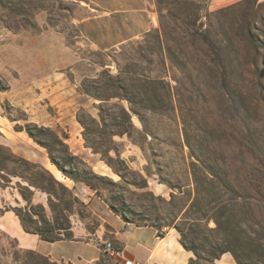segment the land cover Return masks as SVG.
Returning a JSON list of instances; mask_svg holds the SVG:
<instances>
[{
  "label": "rangeland",
  "instance_id": "obj_1",
  "mask_svg": "<svg viewBox=\"0 0 264 264\" xmlns=\"http://www.w3.org/2000/svg\"><path fill=\"white\" fill-rule=\"evenodd\" d=\"M83 11L73 0H0V166L26 172L11 149L49 170L64 185H57L64 202L72 200L70 191L81 200L70 214L72 226L90 232L104 230V214L174 227L195 196L196 178L211 188L203 172L212 167L233 185L224 198L238 199L234 220L243 229L236 226L234 235L243 243V264H264V0H159V27L109 50L80 38L74 18ZM249 23L237 36V24ZM162 76L172 86L170 100L153 81ZM123 108L136 127L124 135ZM131 108L150 135L139 132L142 122ZM47 128L75 156L66 169L100 176L92 179L98 192L52 162L42 143H54L61 163L67 154ZM6 179L0 181V264H14L15 238L1 226L18 220L13 207L27 205L20 185L29 186L32 192L23 191L50 217L61 203L20 176ZM209 198L205 190L202 205ZM202 234L215 238L206 227ZM220 259L239 264L230 252Z\"/></svg>",
  "mask_w": 264,
  "mask_h": 264
},
{
  "label": "trees",
  "instance_id": "obj_2",
  "mask_svg": "<svg viewBox=\"0 0 264 264\" xmlns=\"http://www.w3.org/2000/svg\"><path fill=\"white\" fill-rule=\"evenodd\" d=\"M159 2V0H158ZM249 2V0H247ZM231 6L228 9L233 8ZM226 9L220 10L219 12L222 14L226 12ZM246 23V22H245ZM234 27L235 25L232 24ZM236 34H243L245 28L250 27L249 25L237 24ZM244 30V31H243ZM243 31V32H242ZM159 43L165 42L164 39H161V35L158 33ZM239 55V52H238ZM154 82L161 83L162 87L165 91V98L172 99V86L167 79L163 76L159 78L153 79ZM152 81V82H153ZM157 96V95H156ZM113 97V95L111 96ZM104 99H109L104 97ZM149 99V98H148ZM124 113L127 118V123L122 124V129L120 130V134H125L130 129L136 128L132 122V112L123 108ZM132 111L138 115L140 121L142 122V128L139 129V132L145 133L147 136L151 134V130L148 128L147 124H145L144 118L138 110L131 108ZM152 112L163 114L165 116H169L170 113L157 111L155 108H149ZM167 111V110H164ZM129 129V130H128ZM50 132L51 136L54 139V142L58 145L64 147L65 153L67 154V159H65L64 163L59 162L53 156V145L54 143H42L50 154L51 160L57 167L64 172L66 175L71 177L75 181L84 182L86 185L92 187L98 192V188L93 182V178H99L100 176L93 172V170H69L65 168V165L70 164L74 159V155L69 151L67 143L60 136V134L56 131L47 128ZM29 134L33 137H36L35 134L31 130H27ZM129 133V132H128ZM131 137V134H129ZM142 146V145H140ZM2 146H0V150ZM10 157H12V161L22 162V167L25 169V173H17L6 171L5 166L1 164L0 166V181L2 179L7 178V181H11V176H20L24 180H27L30 185L35 188H39L43 191H46L51 196H56L58 201L61 204H57L56 208H53V211L56 212L55 215L49 216V213L45 209L44 205L33 204L32 196H29L28 193L24 192L23 189L30 190L29 186H21V193L24 199L27 202L25 207H13L15 214L20 219L21 225L26 232L38 234L39 237L46 241H57L62 239H74V233L72 230V223L70 220V214L72 213V209L74 203L81 201L77 194L73 191L71 192L72 200L67 202L63 201V198L59 195L57 191V185H64L59 182L55 176L46 168L42 167L36 162H33L25 157H20L15 154L11 149H9ZM1 161V155H0ZM46 173L49 175L46 177ZM205 181L209 184L211 188H201V184L199 180L196 178V191L195 196L189 206L185 210H181L182 216L177 223L172 224L175 229L180 234V242L182 245L189 251H192L197 258H203L206 261H209L213 264H217V260L221 258V256L227 252L232 253L234 258L239 264H243V253L240 252V249L243 245L242 240L239 236H235L234 232L235 227L239 226L242 228V224L235 221V207L236 201H238L237 196H233L232 198H224L223 191L229 189L232 193L234 190L231 188L233 185L229 183L226 178H223L221 174L216 172L212 167L204 166ZM20 183V182H19ZM208 186V187H209ZM25 187V188H24ZM66 189V188H65ZM218 189V191H215ZM68 190V188H67ZM206 190V193L210 195V201L206 206L202 205L201 197ZM235 199V201H234ZM233 200V201H232ZM219 202V204H217ZM209 206V207H207ZM220 206L218 209H216ZM58 209V210H57ZM3 214L1 210L0 215ZM195 215V216H192ZM192 216V217H191ZM213 219L216 223L214 227L209 226V221ZM235 221V222H234ZM234 224V228H233ZM146 225V224H143ZM153 225V224H152ZM170 225V224H169ZM156 226V225H154ZM160 231L162 230L160 227L156 226ZM206 227L209 231L215 233V238L210 239L209 237L202 234V228ZM243 229V228H242ZM163 232H159V235H162ZM1 236V234H0ZM13 253L12 258L14 264H58L55 261H52L48 256L37 252L33 249L22 248L19 246V242L17 239L14 240L13 243ZM201 252H205L208 254V257H203ZM195 257L190 258V264H201L198 259ZM97 264H107L103 258H100L97 261Z\"/></svg>",
  "mask_w": 264,
  "mask_h": 264
},
{
  "label": "crops",
  "instance_id": "obj_3",
  "mask_svg": "<svg viewBox=\"0 0 264 264\" xmlns=\"http://www.w3.org/2000/svg\"><path fill=\"white\" fill-rule=\"evenodd\" d=\"M73 1L84 9V13L74 18L79 36L93 49L117 48L159 27L158 0ZM226 1L235 0H211L212 4ZM3 217L5 214L0 219ZM102 219L104 230L90 232L72 226L74 239L57 241H46L38 234L26 232L19 218L14 224L1 227L18 240L20 247L36 250L58 264H97L105 257L102 249L105 240L128 248L136 264H190L192 254L182 245L180 234L174 227L160 231L152 224L127 223L109 214H104ZM78 229L83 230L85 236H79ZM159 232L163 234L159 235ZM104 261L107 262L105 258Z\"/></svg>",
  "mask_w": 264,
  "mask_h": 264
},
{
  "label": "built area",
  "instance_id": "obj_4",
  "mask_svg": "<svg viewBox=\"0 0 264 264\" xmlns=\"http://www.w3.org/2000/svg\"><path fill=\"white\" fill-rule=\"evenodd\" d=\"M102 249L104 255L117 264H136L132 252L126 247L116 245L112 240H105Z\"/></svg>",
  "mask_w": 264,
  "mask_h": 264
}]
</instances>
